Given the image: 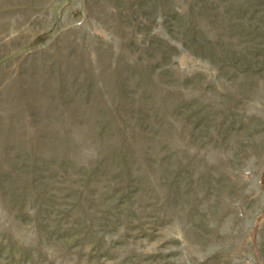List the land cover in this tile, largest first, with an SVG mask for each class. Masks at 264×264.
Returning a JSON list of instances; mask_svg holds the SVG:
<instances>
[{"label": "rangeland", "instance_id": "374dc122", "mask_svg": "<svg viewBox=\"0 0 264 264\" xmlns=\"http://www.w3.org/2000/svg\"><path fill=\"white\" fill-rule=\"evenodd\" d=\"M0 264H264V0H0Z\"/></svg>", "mask_w": 264, "mask_h": 264}]
</instances>
